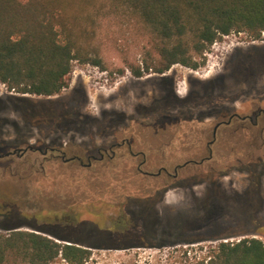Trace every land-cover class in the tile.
I'll return each instance as SVG.
<instances>
[{
    "label": "rangeland",
    "instance_id": "rangeland-1",
    "mask_svg": "<svg viewBox=\"0 0 264 264\" xmlns=\"http://www.w3.org/2000/svg\"><path fill=\"white\" fill-rule=\"evenodd\" d=\"M142 44L143 42H133L132 31L123 24L105 23L100 29H96L93 39L88 40L85 44V56L83 57L88 60L85 62L80 59L73 61L69 86L62 90L61 94L49 97V99L30 94L21 95L9 92L5 85L0 83V155L19 148L25 137L29 138L25 141L26 145H35L37 140H40L42 145L50 143V146H54L56 143L62 146L74 143L83 145L89 153H93L95 147L102 141L106 143L110 140V137H101L100 135L102 114L119 112L133 115L135 107L147 105L150 99L162 93L165 87L164 82L162 85V78L171 82L169 92L172 100L168 93V97H160L159 100H155L156 103L170 102V116L187 113L205 116L201 121L200 128H206L209 131L214 124V117L210 115L217 114L220 110L233 109L239 113H247L256 103L264 109V40H252L246 33H231L217 40V45L207 49L204 56L198 59L200 65L195 70L174 65L162 76L149 71L144 73L141 78H136L132 75V67H142V61L148 58V48H144ZM94 60H97L99 64L94 65ZM189 93L195 94L190 98ZM22 97L26 98L28 102L17 104L14 101L15 98ZM50 99L61 104L56 107L58 115L55 113V107L44 102ZM68 102L73 104L69 109H72V115H70V111H66L69 114L66 116L72 117L76 122L58 128H54L49 121L37 123L52 115L56 122H60L63 119V113L59 109H64L63 106ZM23 107L30 110L26 112ZM111 117L109 114L106 119ZM152 118L153 116H149L145 120L148 122ZM106 122L109 125V120ZM259 124H264V121ZM147 134L152 136L148 130ZM177 141L176 139V142L171 143L170 151L176 150L173 145H177ZM183 143L182 152L188 153L191 149L189 148L190 143L188 141H183ZM150 145L152 146L151 150L158 147L154 141ZM202 145H205L204 141ZM21 146L24 147L23 144ZM147 146L149 144H146ZM248 146V154L254 155V157L240 160V156L245 152V147ZM248 146L246 143L238 142L236 145L224 140L218 141L213 146V150L218 152L213 161L217 167L223 168L227 173L225 177H217V182L229 198H232L233 194H241L244 191L247 177L250 176L246 172L237 170L243 166L237 161L257 162L259 166L256 173L262 171L263 166L258 162V158L264 159V145L262 147L259 143H249ZM231 147L237 152L239 160L235 158L237 154L232 158L221 157V153L226 154V151H231ZM172 155L173 153L170 152V156ZM178 156L171 157L168 163H182L187 160L184 154ZM38 158V155L29 153L21 159L9 157L8 160H0V188L9 190L10 182L17 186L13 192L0 191V197L16 201L17 208L29 216L38 211L39 205L45 206L44 213H47L48 210L65 209L68 204L73 202L79 203L81 206L79 218L87 219L85 223L88 225H85L84 229L82 227L78 230L61 228L59 231L72 237H81V247L89 251L86 264H186V262L203 258L211 247L220 242H238L243 238L253 237L264 241L263 175L261 179L262 195L259 205L252 213L254 220L262 229L260 234L234 237L223 241L204 240L201 243L190 245L175 240L183 235L177 236L178 230L172 227L174 213L183 211L187 207L190 208L194 199L201 197L207 187V185L191 186L188 181L186 182L187 187L174 188L165 193L162 201L152 209V214L155 216V223L152 227L153 236L156 238L155 242L161 244L160 247L98 249L96 245L101 241L93 235H89L94 230L89 223H95L101 229H113L114 225L124 220L122 219L123 215H126L125 218L128 219L131 212L139 211V206L135 207L126 203L127 199L132 198V195L146 196L148 193L146 188L160 187L163 183V176L147 178L137 174L133 181L132 174H111L107 169H104V172H98L99 170L95 169L88 172L62 169L58 175L63 176L65 180L68 179V182L59 181L56 188L46 185L40 190L36 183L38 177L29 175L31 164ZM135 161L138 163L141 159ZM147 162L152 167V171L156 172L161 159L149 157ZM229 162H233L231 169L227 166V168L224 167ZM120 168H123L122 165ZM171 170L172 167H169V171ZM82 177H86L88 180L87 187L82 189L83 184L80 183L81 190L78 189L72 193L71 188H76L78 180ZM164 179L166 178L164 177ZM68 187L70 194L66 197L64 193ZM119 201H122L121 205H118ZM233 206L235 208L229 206L225 211L215 212L210 217L205 215L187 219L186 223L191 222L192 226L186 229L184 236L187 239L207 238L220 233L223 229L235 227L240 217L239 211L245 207V204L237 201ZM18 219V217L15 218L16 221H19ZM51 227L56 229L57 226ZM128 227L130 229L123 236L114 237L110 242L114 244L143 242L145 221L137 215H133L132 224ZM18 230L53 239L47 234L38 233L26 227ZM8 233V231L0 229L1 236ZM172 234L175 235L174 238ZM55 264H62V261Z\"/></svg>",
    "mask_w": 264,
    "mask_h": 264
},
{
    "label": "trees",
    "instance_id": "trees-1",
    "mask_svg": "<svg viewBox=\"0 0 264 264\" xmlns=\"http://www.w3.org/2000/svg\"><path fill=\"white\" fill-rule=\"evenodd\" d=\"M105 23L123 24L132 31L134 43L143 42V47L148 48V58L142 61V67H132V75L141 78L149 71L165 73L174 65L195 70L200 65L198 59L204 56L207 49L231 33H246L252 40H264V0H0V83L9 92L19 94L45 98L61 94L69 86L73 61L88 60L83 57L85 44L93 39L96 29H100ZM93 64L98 65L99 62L94 60ZM40 158L31 164L29 170V175L38 177L36 183L40 190L46 185L56 188L59 181L68 182V179L59 176L58 172L62 169L85 172L95 169L104 172L102 168L100 170L102 165L97 162L87 169L77 160ZM160 159L162 162V158ZM81 160L84 164L87 163L86 159ZM146 164L148 165L147 160ZM121 165L124 167L122 159L118 158L113 160L110 167ZM225 173L223 168L217 167L214 174L201 176L203 185H207L206 195L210 193L208 189L218 187V192L225 194L217 182ZM137 174L141 175L132 173L133 181ZM249 174L251 181L258 173L255 169ZM194 180L196 179L189 180V183ZM80 183L84 189L88 180L86 177L79 179L76 188H71L72 193L81 190ZM9 185V190L0 188V191L13 192L17 187L13 182ZM68 190L69 187L64 193L66 197L70 194ZM138 197L132 195L128 199ZM216 199L222 202L221 209L216 206L215 212L225 211L229 206L235 208L233 205L237 203L229 197ZM0 201V215L5 216L4 220H0V229L9 232L0 235V264H55L61 261L62 264L87 263L89 251L81 247V237H72L59 231L65 224L76 230L85 228L79 218V203L73 202L66 206L70 222L65 223L62 220L55 222V218L62 219L60 216L64 214V208L44 213L45 206L39 205L40 210L29 216L17 208L16 201L1 197ZM207 207H203L205 211L200 209V203L195 198L190 208L174 213L172 227L178 230L177 236L183 235L175 240L190 245L204 240L223 241L251 235L246 232L251 229L261 233V227L252 216L257 206L250 193L245 207L239 211L240 217L235 227L223 229L207 238L187 239L184 233L192 223L187 224L186 220L205 216ZM3 209L8 215L2 212ZM16 211L19 212L20 219L26 220H31L34 214H38L41 224L36 220L30 223L31 227H25L47 234L53 239L19 231L23 226L15 220ZM178 215L183 216L182 220L178 221ZM154 223L155 218L152 219V227ZM145 224L147 227L148 222ZM41 225L57 227L55 231L47 233L42 231ZM155 239L153 235L150 236L152 246L148 247L161 246ZM186 264H264V241L253 237L243 238L238 242H220L211 247L203 258Z\"/></svg>",
    "mask_w": 264,
    "mask_h": 264
},
{
    "label": "flooded vegetation",
    "instance_id": "flooded-vegetation-1",
    "mask_svg": "<svg viewBox=\"0 0 264 264\" xmlns=\"http://www.w3.org/2000/svg\"><path fill=\"white\" fill-rule=\"evenodd\" d=\"M163 74L164 73L157 75L162 76ZM161 81L162 85L164 82V88L166 90L163 88L162 93L150 99L147 105L135 107L133 115H126L119 112L102 114L103 121L101 122L102 128L100 129V135L101 137H110V140H108V142L106 143L105 141H102L101 144L95 147L93 153H89L88 149H85L83 145H77L74 143H68L64 146L57 145V143L54 144V146H50L51 144L48 143L47 146L42 145L40 140H37V144L35 145H26L25 141H27L29 138L25 137L22 142L24 147H22L21 144L19 148L12 150V152L6 151L5 153L0 155V160H8L9 157H17V159H21L24 158L27 154L32 153L40 156V159L60 157L63 160H77L84 168L87 169L92 168L93 163L97 162L102 165L100 166V170L101 168L103 171L104 169H109L108 171H110L111 173H139L151 178L163 176V183L160 185V187L154 189H152L151 187L146 188V191H148L146 196L127 199L126 203L131 204L135 207L139 206V211L131 212L128 219L125 218L126 215H123L122 219L124 220L118 222L119 224L114 225L113 229H101L97 225L89 223V225L94 228L93 232H91V234L89 235H93V237L101 241L96 245L98 249H126L131 247L152 246L149 242L150 236L153 235L151 222L152 219L155 218V216L152 214V209L162 201L165 193H167L169 190L174 188L187 187L188 184H186L185 182H188L193 178H195L196 180L189 184L191 186H201L204 182V180L201 179L202 175L209 176V174L215 173V171L217 170V164L213 161V158L218 155V152L213 150V146L218 141L224 140L230 142L231 144L235 143L236 145L238 144V142H242L246 143L247 146L249 143H259L260 145H262V147L264 145V124H259L260 122L264 121V109L260 107V104L256 103L255 105H253L251 111L247 113H239L237 111H234L233 109H224L228 112L220 110L217 114L210 115L214 117V124L209 131V129L200 128L201 121L205 116H196L191 113L170 116V102L162 104L156 103L155 100H159L160 97H168L169 95L171 96V93L169 92V86L171 82L166 78H162ZM194 94L195 93H189V97H193ZM14 101L17 104L28 102V100L23 97L18 99L15 98ZM44 102L50 104L49 106H53L55 108L61 105L57 103L56 100L51 99ZM72 105L73 104L71 102H68L63 106L64 109H59V111L63 113V119L60 122H56L55 118L53 119V115H50L51 117L41 119L37 123L49 121L54 128H58L59 126H68L69 124L76 122V120H73L72 117L66 116L69 115L68 113H66V111H72V109L69 110ZM23 110L28 112L30 109H28L27 107H23ZM55 111L57 112L58 109L56 108ZM109 114L112 117L110 119H106ZM70 115H72V112ZM149 116H153V118L150 121L146 122L145 119ZM105 120H109V125ZM147 130L148 132H151L152 136H149L150 134H147ZM176 139L178 140V143L177 145H173L176 150L170 151L169 149L171 143L176 142ZM152 141L158 144V147L156 146L155 150H151L152 146L150 145V143ZM183 141H188L190 143L189 148L191 149L190 151H188V153L182 152V148H184V146L182 145L184 144ZM203 141L205 142V145H202ZM146 144H149V146L146 147ZM248 148L249 146L245 147V152L240 156V160L254 157V155L248 154ZM230 149L231 151H226V154L221 153V157H234L237 152L233 150V147H231ZM170 152L173 153L172 156H170ZM183 154L187 157V160H185L184 162L170 164L168 163V158L175 156L179 157L178 155L183 156ZM237 156L238 154L235 156V158L236 160H239ZM149 157L162 158V162H160V166L157 168L156 172H153L152 167L146 164V160ZM82 158L86 159V164L82 162ZM118 158L122 159V164L124 165V167L122 169H120V167H110L113 164V160ZM139 158H141V161L137 163L135 160ZM240 160L237 161L243 165L237 169L240 172H246L247 174H249L250 171H255V169H257V167L259 166V164L254 161H252L251 163L249 161L244 163ZM258 162H260L263 166L262 171L257 175H254L251 181L250 177H247L244 191L241 194L232 193L233 195L231 201H241L246 204L251 193L254 205H259V201L262 195L261 179L264 175V159L258 158ZM229 164H226L225 166L230 167L231 169L233 166V162H229ZM169 167H172L171 171H169ZM226 174L227 173L222 174L220 177H225ZM164 177L166 179H164ZM219 189L220 187H218L217 189H208L210 192L209 195H206L205 190L202 196H199V198H197V203H200V209L205 211L203 207L209 206L207 207L205 212L207 217H210V215L215 213L214 209L216 208V206L219 207L218 209H221L220 204L222 201L217 200L216 197L221 199H223V197H227L225 194H220L218 192ZM204 196L205 198L202 199ZM0 203H2V201H0ZM121 203L122 201H119L118 205H121ZM64 211L65 212H62L64 214L60 216L62 217V219L59 220L58 218H55V222H59L61 220V222L65 223L70 222L68 221L69 217L67 216L66 208L64 209ZM2 212L7 213L4 209L2 210ZM133 215H137V217L142 218L146 223L148 222V226L145 228V233L143 235V237H145L142 240L143 242L135 244H114L110 242L112 238L123 236V234H125L128 229H130L128 226L132 224ZM15 216L18 218L20 217L18 211L15 212ZM4 217V215H0V220H4ZM37 217H39L38 214H34L31 220L19 218V221L17 222H19V224H21L23 227H31L30 223L36 222V220H38V223L41 224L40 219ZM182 217L183 216L178 215V221L182 220ZM86 221L87 219L80 220V222L84 226L88 225L87 223H85ZM67 225L68 224H65L64 228H68ZM41 226L43 227L42 231L47 233H51V231L56 230L51 226ZM246 232L251 235L258 234V232L252 229L247 230Z\"/></svg>",
    "mask_w": 264,
    "mask_h": 264
},
{
    "label": "built area",
    "instance_id": "built-area-1",
    "mask_svg": "<svg viewBox=\"0 0 264 264\" xmlns=\"http://www.w3.org/2000/svg\"><path fill=\"white\" fill-rule=\"evenodd\" d=\"M224 37H225V36H224ZM215 45H217V41H216V42H214L212 46L214 47Z\"/></svg>",
    "mask_w": 264,
    "mask_h": 264
},
{
    "label": "water",
    "instance_id": "water-1",
    "mask_svg": "<svg viewBox=\"0 0 264 264\" xmlns=\"http://www.w3.org/2000/svg\"><path fill=\"white\" fill-rule=\"evenodd\" d=\"M57 241H62V240H59V239H56ZM62 242H64V241H62ZM65 243V242H64ZM66 244H68L69 245V243H66Z\"/></svg>",
    "mask_w": 264,
    "mask_h": 264
}]
</instances>
